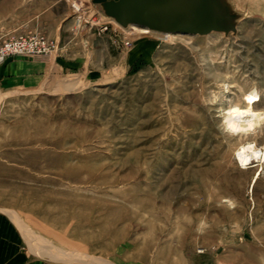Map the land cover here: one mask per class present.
Segmentation results:
<instances>
[{"label": "rangeland", "instance_id": "obj_1", "mask_svg": "<svg viewBox=\"0 0 264 264\" xmlns=\"http://www.w3.org/2000/svg\"><path fill=\"white\" fill-rule=\"evenodd\" d=\"M236 7L235 32L162 37L93 0H0L58 43L0 63V264H264V163L216 126L242 91L264 108V0Z\"/></svg>", "mask_w": 264, "mask_h": 264}, {"label": "water", "instance_id": "obj_2", "mask_svg": "<svg viewBox=\"0 0 264 264\" xmlns=\"http://www.w3.org/2000/svg\"><path fill=\"white\" fill-rule=\"evenodd\" d=\"M122 26L136 24L167 33L235 32L247 17L230 0H93Z\"/></svg>", "mask_w": 264, "mask_h": 264}, {"label": "clouds", "instance_id": "obj_3", "mask_svg": "<svg viewBox=\"0 0 264 264\" xmlns=\"http://www.w3.org/2000/svg\"><path fill=\"white\" fill-rule=\"evenodd\" d=\"M260 93L256 88L242 91L240 98L217 111V128L220 133L234 140L232 158L240 166L250 162L264 163V143L257 136L264 133V108L254 106ZM218 99L213 96V102Z\"/></svg>", "mask_w": 264, "mask_h": 264}, {"label": "built area", "instance_id": "obj_4", "mask_svg": "<svg viewBox=\"0 0 264 264\" xmlns=\"http://www.w3.org/2000/svg\"><path fill=\"white\" fill-rule=\"evenodd\" d=\"M80 23L84 25H96L93 19L85 17L83 14L80 17ZM98 26L100 30L108 28L107 24H98ZM57 50L58 43L39 29H15L3 33L0 31V63L13 55H43L54 53Z\"/></svg>", "mask_w": 264, "mask_h": 264}, {"label": "crops", "instance_id": "obj_5", "mask_svg": "<svg viewBox=\"0 0 264 264\" xmlns=\"http://www.w3.org/2000/svg\"><path fill=\"white\" fill-rule=\"evenodd\" d=\"M242 0H234L233 4L237 6V3H241ZM42 14L44 13H0V31L7 32L13 30H22L27 28H32L38 25V22L41 21ZM53 25V24H52ZM57 23L53 26L57 27ZM11 57V56H10ZM9 58V57H8ZM7 60V58L3 61V63ZM36 65H45L43 62H32ZM6 66V65H5ZM7 67H4V70ZM10 68V65L8 66ZM11 72V71H8ZM11 237L8 232L1 230L0 231V258H17L12 257L18 252H15L12 247ZM19 254V253H18Z\"/></svg>", "mask_w": 264, "mask_h": 264}, {"label": "bare ground", "instance_id": "obj_6", "mask_svg": "<svg viewBox=\"0 0 264 264\" xmlns=\"http://www.w3.org/2000/svg\"><path fill=\"white\" fill-rule=\"evenodd\" d=\"M232 3L234 2V0H230ZM108 17V16H107ZM117 26H120V27H124V26H122V25H120L119 23H117L113 18H110ZM130 26V28L132 29V30H135L137 33H139V34H152V33H154L155 32V30H151V29H148L147 27H145V26H138V25H136V24H129ZM157 32V31H156ZM159 32V31H158ZM169 35H172V34H170V33H167V32H163V34H162V37H167V36H169ZM252 89V88H251Z\"/></svg>", "mask_w": 264, "mask_h": 264}]
</instances>
